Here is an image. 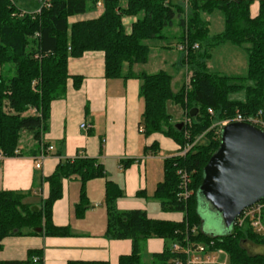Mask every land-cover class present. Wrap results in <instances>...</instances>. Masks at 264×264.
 <instances>
[{
  "label": "trees",
  "instance_id": "16d2710c",
  "mask_svg": "<svg viewBox=\"0 0 264 264\" xmlns=\"http://www.w3.org/2000/svg\"><path fill=\"white\" fill-rule=\"evenodd\" d=\"M252 2L191 0L189 15L185 17L183 6L171 0H105L99 16L73 21L74 16L94 9L98 0H38L34 8L28 6V9H22L15 0H0V67L9 66L8 72L13 71L11 75L0 73V156L28 154L21 149L24 134L36 141L31 155L40 154L49 128L51 104L65 95L71 78L69 59L82 57L88 51H102L106 77L140 80V96L145 103L140 122L142 132L146 136L162 133L181 147L192 146L185 155L164 159V179L154 193L164 211L183 213L181 221L152 219L142 209L119 211L116 200L122 190L108 181L107 235L131 239L133 243L131 254L121 256L119 264H188L185 251H176L172 246L180 243L186 247L189 242L204 244L208 251L222 250L228 255L229 264H264V255L252 254L244 246L247 241L264 244V236L249 224L244 227L233 224L224 233L207 229L200 197L204 168L220 145V129L214 126V121L232 120L238 114L247 120L259 111L264 120V0H259V14L254 18L250 14ZM213 14L221 16L224 26L210 38L207 17ZM125 16L136 17L129 32L123 22ZM174 24L180 28L178 47L189 45L184 55L188 56L192 72L189 87L183 85L177 92L172 88L171 73L135 68L149 62L152 42L163 40L165 31ZM195 43L199 49L193 50L191 46ZM223 43L243 52L247 60L244 73L227 74L208 68L212 46ZM73 80L80 86V77ZM240 93H243L241 98L235 97ZM168 101L180 103L192 121L175 126L167 111ZM193 108L198 112L191 117ZM145 151L149 152L150 148ZM55 154L60 156L58 152ZM180 170L191 181L188 188L192 194L187 199L179 196ZM105 174L104 167L94 158L61 160L56 170L44 178L50 192L39 208L26 202L27 192L1 190L0 242L15 235H70L68 227H58L52 219L53 204L62 196L63 179L81 180L80 206L85 209L86 182ZM149 238H163L167 244L146 262L145 244ZM35 258L38 260L34 261ZM0 264H43V257L39 251H31L26 260H0ZM68 264L109 263L70 261Z\"/></svg>",
  "mask_w": 264,
  "mask_h": 264
},
{
  "label": "crops",
  "instance_id": "0c3cea01",
  "mask_svg": "<svg viewBox=\"0 0 264 264\" xmlns=\"http://www.w3.org/2000/svg\"><path fill=\"white\" fill-rule=\"evenodd\" d=\"M102 10L92 9L86 14L74 16L72 20L97 17ZM259 10V0H253L251 17H256ZM207 20L210 38L223 30L221 16L209 15ZM128 21L130 26L133 19ZM170 28L174 30L170 34L173 43L152 48L154 57H161L162 68L159 70L177 68L178 59L168 61L166 54L180 51V28L175 24ZM226 49L230 51L227 56L231 61L228 63L224 55ZM211 54L209 63L213 62L212 68L216 66L224 73L232 61H235L236 69L247 67L243 52L230 44L212 46ZM68 70L71 78L65 95L52 102L49 128L44 134L45 142L55 147L54 152H50L41 167L36 168L35 157L31 155L36 141L31 135L24 134L25 143L21 149L28 154L0 156V191L27 192L26 202L39 208L50 192V185L44 178L56 170L61 160L94 158L104 167L106 174L86 182L85 209L80 206L81 180L76 177L63 179L62 196L53 204L52 219L56 226L68 227L70 235L8 236L0 242L1 261H23L31 251H39L43 264H68L70 261L119 264L121 256L131 254L133 243L131 239H115L107 235L108 181L122 190V195L116 200L119 211L142 209L149 218L176 222L184 217L180 212L164 211L154 198L158 184L163 181V166L159 158L164 160L177 155L180 145L162 133L146 136L142 132L140 122L145 103L140 96V80L106 77L102 51H88L82 57L70 58ZM77 76L81 78L80 86H76L73 80ZM82 123L89 127L81 128ZM146 148H150L147 153ZM153 200H157L158 205ZM166 244L163 238H149L145 244V256L152 259L153 253L162 252ZM219 255H223L222 258L218 256L213 264H229L224 252Z\"/></svg>",
  "mask_w": 264,
  "mask_h": 264
},
{
  "label": "water",
  "instance_id": "95a60500",
  "mask_svg": "<svg viewBox=\"0 0 264 264\" xmlns=\"http://www.w3.org/2000/svg\"><path fill=\"white\" fill-rule=\"evenodd\" d=\"M197 112L193 108L190 116ZM200 197L205 223L214 228L211 215L227 231L245 208L264 200L263 128L245 121L221 127L220 145L204 168Z\"/></svg>",
  "mask_w": 264,
  "mask_h": 264
},
{
  "label": "rangeland",
  "instance_id": "374dc122",
  "mask_svg": "<svg viewBox=\"0 0 264 264\" xmlns=\"http://www.w3.org/2000/svg\"><path fill=\"white\" fill-rule=\"evenodd\" d=\"M15 1L18 4V6H20L22 9H28L29 7L34 8L36 6L37 2H38V0H15ZM88 1L91 2L92 0H88ZM99 1L102 3V5L101 6H96L94 8L97 11H101L103 9L104 2H105V0H99ZM171 1L173 3H177V4L181 5V6H183V15L185 17H188L189 12H190L189 9H190V1L191 0H171ZM122 3H123V6L126 5L125 2H122ZM38 9H40V8H38ZM38 9H36V10H38ZM102 12H103V10H102ZM213 15H215V14H213ZM129 18H132L133 19V21L131 22L130 26L128 25L129 24V21H128ZM126 20H127V22H126ZM135 21H136V17H133V16H125V17H123V22L126 25V29H127L128 32L131 30V25ZM175 23H177V20H176ZM175 25H177V24H175ZM172 29L169 28V29H167L165 31V35L166 36H165V38H163V40L153 41L152 42V48H154V47H160V46H166L165 44H172L173 43V40H172V38H170V36H171L170 34H172L174 32V30H172ZM178 37H180V35H178ZM153 51L154 50H151L150 60L148 62L149 64L147 63L145 65H139V66L137 65L135 67L137 70H141L140 68H143L147 72H156L160 68H162V63H161V60H160L161 57L159 59L157 58L158 57L157 55L154 57V53L152 54ZM161 53L162 54L163 53L165 54V52H161ZM224 53H225L224 55H226V62L228 63L229 61H231L230 60L231 58H228V56H227V55H229L230 51L226 49L224 51ZM166 55H167L166 57H167L168 61L169 60H171V61L173 60L174 61V60H176V58L178 59L177 64H176L177 68L170 69V71H169V69H166L168 72L172 73V76H173L172 88H173V90L175 92H177L183 85H186L187 87H189V83H190V78L192 76V72L189 69V64H188V61H187L188 60V56L186 55L187 57H185L184 52L183 51H178V50H175L173 52H171V51L170 52H167ZM209 62H211V60H209L207 62L208 68L209 69H213L212 68V63L213 62L212 63H209ZM234 62L235 61H232L231 65H229V67H230L229 69H225V71L227 72V74H242V73H244L246 67L243 69L241 66H239L238 69H236L234 67ZM214 67H215L214 69L217 68L216 66H214ZM8 70H10L9 66H6V67L4 66L3 68L0 67V73H5L7 75L8 74L11 75V73H13V71L10 73V72H8ZM217 70H220V69H217ZM242 96H243V93H240V94H236L235 95V97H238V98H241ZM167 111L172 116L171 122L175 126L181 125L182 123L183 124L184 123L186 124V123H189V121L190 122L192 121L191 118L188 116L187 111L184 110L183 106L180 103H175V102H172V101H168L167 102ZM223 121H225V120H223ZM223 121H219L218 122V119L215 120L214 121V126L216 127V125H217L218 128L221 130V124H222ZM26 136H29V135L27 134ZM24 138H25V136L23 135V137L21 139V145L25 143V139ZM178 154H180V152ZM159 159H160V161L162 163V166L164 167V160L161 159V158H159ZM163 179H164V168H163L162 180ZM189 183L191 184V181ZM190 192H191V190H190ZM153 202L158 205L157 200H155V201L153 200ZM34 208H37V207H34ZM206 216H208V215H206ZM208 220L213 224V227L216 229V232L217 233L227 232L226 228L223 227V225H222V223H221L220 220H218V219H211V215H209ZM205 227L207 229H210V230H213L214 229V228H212V225L207 224V223H206V226ZM244 246L252 254H258L259 253V254L264 255V244H257V243H254L252 241H247V242L244 243ZM218 256L220 258H222L223 255L220 256L219 254H217V257ZM225 256H226V258L228 260V263H229V257H228V255L226 254ZM151 260L152 259H150V257H147V255L145 256V253H144V261L150 262Z\"/></svg>",
  "mask_w": 264,
  "mask_h": 264
},
{
  "label": "built area",
  "instance_id": "2783aa9c",
  "mask_svg": "<svg viewBox=\"0 0 264 264\" xmlns=\"http://www.w3.org/2000/svg\"><path fill=\"white\" fill-rule=\"evenodd\" d=\"M47 1V0H46ZM102 3L99 1L97 6H101ZM41 9V8H40ZM37 10V12L40 11ZM25 12V11H24ZM193 50L199 49V44L195 43L191 46ZM179 49L187 54L189 50L188 43L182 44L179 46ZM210 112L213 111L210 109ZM262 111H259V114L255 117L250 119H244L241 114H238L234 119L225 120L222 122L221 127L226 125L230 122L234 121H245L257 125L264 129V120L261 119ZM190 123V121H189ZM186 123V124H189ZM185 124V123H184ZM89 126L86 123H82L81 128L87 129ZM191 148V145H186L185 147L180 146V155H185L186 152ZM54 150L53 145H46L45 141L43 140L41 143V150L40 154L35 157V166L36 168H40L42 165V161L48 156L50 152ZM182 183H181V190L179 192V196L182 199H187L191 196L190 189L188 188L189 179L185 171H179ZM263 211H264V200L258 201L255 204L245 208L239 216L236 218L234 224L238 227H244L245 225L249 224L250 227L258 234L264 236V223H263ZM196 228L193 229L195 231ZM172 248L176 251L182 250L188 256V264H213L217 261V253H223L222 250L219 251H208L206 245L204 244H196V243H188L186 247H182L180 243H174ZM38 259L35 258L34 261Z\"/></svg>",
  "mask_w": 264,
  "mask_h": 264
}]
</instances>
